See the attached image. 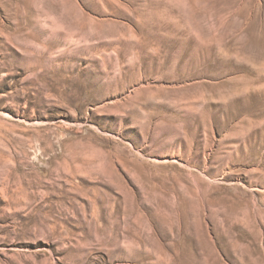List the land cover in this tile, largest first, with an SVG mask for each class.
<instances>
[{
  "label": "rangeland",
  "instance_id": "obj_1",
  "mask_svg": "<svg viewBox=\"0 0 264 264\" xmlns=\"http://www.w3.org/2000/svg\"><path fill=\"white\" fill-rule=\"evenodd\" d=\"M0 264H264V0H0Z\"/></svg>",
  "mask_w": 264,
  "mask_h": 264
}]
</instances>
